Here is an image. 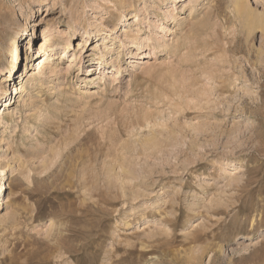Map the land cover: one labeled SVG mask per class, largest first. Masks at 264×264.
I'll return each instance as SVG.
<instances>
[{
    "label": "rangeland",
    "instance_id": "1",
    "mask_svg": "<svg viewBox=\"0 0 264 264\" xmlns=\"http://www.w3.org/2000/svg\"><path fill=\"white\" fill-rule=\"evenodd\" d=\"M175 1L0 0V264H264V29Z\"/></svg>",
    "mask_w": 264,
    "mask_h": 264
},
{
    "label": "bare ground",
    "instance_id": "2",
    "mask_svg": "<svg viewBox=\"0 0 264 264\" xmlns=\"http://www.w3.org/2000/svg\"><path fill=\"white\" fill-rule=\"evenodd\" d=\"M181 1L186 2L187 0H176L175 2H179L180 3ZM197 2H199V0H188V3H187L188 6H189L188 9L190 10L191 13L195 12L196 6H197ZM38 3L41 6V5H47V4H50V3H57V0H38ZM233 7H234V12L238 15L243 27L246 30H248L249 34L251 33V31H253L258 26H261L264 29V13L258 12L256 10L252 9L250 7L249 0H234L233 1ZM172 11L173 12L170 11L171 12V16H173L172 18H175L174 17L175 9L173 8ZM29 18H30V16L28 17V19ZM124 21H125V15L122 16V18L119 19V21H118V23L116 24L115 27L117 29L119 28V30H120L122 28L121 25L123 24ZM74 23H76V21H75V18L73 17L71 24H69L68 27H67L69 29V31L67 33H65V37L69 36L70 34H74V33L77 32V28L74 25ZM196 27H198V26H196ZM194 29H196V28H194ZM119 30L117 32H119ZM101 31H102V29L100 27L98 29V33L96 34V36H99ZM34 32H35V28H34ZM238 38H239L238 36H235L236 40H238ZM70 40H71V38H69L67 40L66 44H65V48L69 49V50L72 49L71 48V44H70ZM14 41L16 43V39H14ZM35 43H36V41L33 40V37H31L29 39V42L27 43V54H26V60L27 61L30 58V54L34 53L35 45H36ZM61 43H62L61 40H56V39H53V38H50V37H46L45 41H44V44L40 45L38 53H37V57L39 59H37L38 64L36 66V69L38 68L40 73L44 72V68L49 70V72L50 71L54 72L56 70L57 65L46 64V60H48V58H49V52L47 50L50 49V51H53V50L56 49L55 46H57V45H59ZM85 44H86V46L88 45V40H85ZM90 45L91 44H89V46ZM77 47H80V44H78ZM73 50H74V48H73ZM28 52H31V53H28ZM42 57H45V58L43 60H40ZM80 59L82 60L83 57H81ZM94 59L95 58H92L91 60H94ZM18 60H19V55L17 54L16 55V60H15V63H14V67H12V69L9 70V79L8 80H14V76H13V78H11V77H12L13 71L16 69V65L15 64L18 63ZM29 62L27 63V65L29 64ZM96 63L97 64L100 63V65H101V67L98 68L100 72H98V74H97L98 75L97 77H99L101 79L102 73L105 71V67L108 66V62H107V59L104 57V55H102L101 59H98V61ZM71 65H72V62L69 63V68H71ZM29 72L26 74L25 78H27ZM25 78H23L22 82H20L18 85L17 84L13 85L14 93H15L14 96L8 94V91H6L2 86L0 87V96H1L2 93L5 94V96H3L4 107H5L3 109V112L1 111L2 110V105H3L2 104V99H0V104H1V106H0V123L5 121V124H8L9 123L8 117H10L11 119L14 118L15 113H13V112L10 113V110L12 109V106L16 102V100H14L13 97L15 98L17 94H21V93L26 91L27 84L30 81V78H27L26 80H25ZM14 121H15V119H14ZM4 171H5V169L0 168V172L1 173H4ZM4 185H5V183L3 182V180H1L0 181V192L2 191ZM0 202H1V199H0Z\"/></svg>",
    "mask_w": 264,
    "mask_h": 264
}]
</instances>
